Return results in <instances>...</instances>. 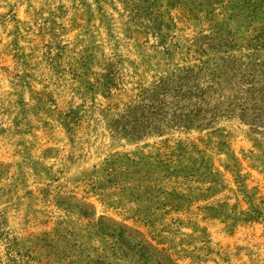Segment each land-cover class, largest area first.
I'll return each instance as SVG.
<instances>
[{
  "label": "rangeland",
  "instance_id": "1",
  "mask_svg": "<svg viewBox=\"0 0 264 264\" xmlns=\"http://www.w3.org/2000/svg\"><path fill=\"white\" fill-rule=\"evenodd\" d=\"M262 73L264 0H0V264H264Z\"/></svg>",
  "mask_w": 264,
  "mask_h": 264
},
{
  "label": "trees",
  "instance_id": "2",
  "mask_svg": "<svg viewBox=\"0 0 264 264\" xmlns=\"http://www.w3.org/2000/svg\"><path fill=\"white\" fill-rule=\"evenodd\" d=\"M262 76L264 77V73H262ZM246 82H243L242 80V84L240 85L239 88H236L235 90H233L232 88V92L233 94H231V102H235V108H239L241 110V112H245L247 109H253L256 110L255 106V100L257 98L258 95H260L261 97L264 95V85H262L261 87L259 86L258 88H254L257 83H252V80H245ZM91 86H93L92 84H90ZM247 86V88L243 87V86ZM242 87V88H241ZM243 88H245L246 90H244ZM203 94V93H202ZM250 97V98H249ZM249 103H254V106L251 105V107H249ZM258 112L255 114L254 112V120H262V116L259 114V112H261V109L258 108L257 109ZM200 111V110H199ZM199 111L195 112L193 114V117H191L190 113L185 115V128H200L201 124L204 123L205 126L210 125L213 122V118L210 116L208 118L206 117H197ZM241 116H243V114L241 113ZM194 121H197L196 126H193ZM186 145V144H185ZM189 145H186V147H188Z\"/></svg>",
  "mask_w": 264,
  "mask_h": 264
}]
</instances>
